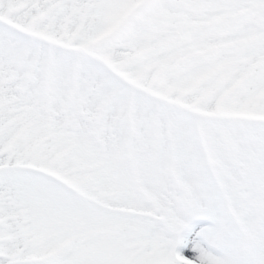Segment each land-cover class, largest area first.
Listing matches in <instances>:
<instances>
[{"label":"snow or ice","instance_id":"1","mask_svg":"<svg viewBox=\"0 0 264 264\" xmlns=\"http://www.w3.org/2000/svg\"><path fill=\"white\" fill-rule=\"evenodd\" d=\"M0 264H264V0H0Z\"/></svg>","mask_w":264,"mask_h":264}]
</instances>
